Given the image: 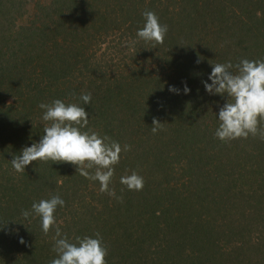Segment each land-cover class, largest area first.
I'll use <instances>...</instances> for the list:
<instances>
[{
    "label": "trees",
    "instance_id": "trees-1",
    "mask_svg": "<svg viewBox=\"0 0 264 264\" xmlns=\"http://www.w3.org/2000/svg\"><path fill=\"white\" fill-rule=\"evenodd\" d=\"M24 3L0 0V264L57 258L55 229L45 235L39 217L22 216L53 195L65 201L62 234L99 233L108 264H264V140L218 139L227 97L203 83L211 63L264 61V0H50L19 24ZM145 11L168 27L156 48L137 36ZM55 99L85 107L82 131L130 145L115 196L70 163L12 167L44 134L39 104ZM133 171L142 191L120 182Z\"/></svg>",
    "mask_w": 264,
    "mask_h": 264
},
{
    "label": "clouds",
    "instance_id": "clouds-1",
    "mask_svg": "<svg viewBox=\"0 0 264 264\" xmlns=\"http://www.w3.org/2000/svg\"><path fill=\"white\" fill-rule=\"evenodd\" d=\"M143 16L145 23L137 36L145 43H151L152 48L162 45L167 25H162L152 11H145ZM211 64L212 71L208 77L211 83L204 81L205 89L209 94L227 97L219 109L220 124L215 136L223 142L247 139L249 136H259L264 140V61L242 59L235 65L231 62ZM169 91L179 93L174 86H170ZM183 91L185 94L190 92L186 84ZM80 99L85 105L90 104L91 93L82 94ZM39 107L44 110V134L38 142L23 147L21 154L14 155L11 159L14 170L23 173L32 162L70 163L86 179L99 181L101 193L115 196V190L110 188L115 166L120 162L121 153L130 150V145L122 147L107 136L101 137L91 130L82 131L89 124V113L76 103L55 99L51 103L42 102ZM152 125L154 134L162 130V123L155 118ZM120 182L132 191H142L144 187L143 177L135 171L122 176ZM117 199L122 201V197ZM64 205L65 201L59 195H53L50 199L34 202L31 211H22L25 219L30 216L40 218L45 235L55 229L52 250L57 258L50 264H108V250L99 233L95 234L96 238L77 236L75 242L62 234L55 212L58 206ZM20 243H25L23 238Z\"/></svg>",
    "mask_w": 264,
    "mask_h": 264
},
{
    "label": "rangeland",
    "instance_id": "rangeland-1",
    "mask_svg": "<svg viewBox=\"0 0 264 264\" xmlns=\"http://www.w3.org/2000/svg\"><path fill=\"white\" fill-rule=\"evenodd\" d=\"M36 2H39V4L43 5V6H46L50 3V0H25V3H24V6H23V9H25V13L23 15V17H21L19 20H18V23H25L29 20V18H31L32 16V13L35 9V5H36ZM38 13V11H37ZM52 19L54 20V17L52 16ZM106 44H102V46L100 47L103 51H105L104 53H109V55L111 56L112 54H117V50H113L111 48V45H109V48L107 49L106 48ZM100 51V50H99ZM119 55H121L122 53H118ZM80 75H84V73H80ZM10 100V99H9Z\"/></svg>",
    "mask_w": 264,
    "mask_h": 264
}]
</instances>
